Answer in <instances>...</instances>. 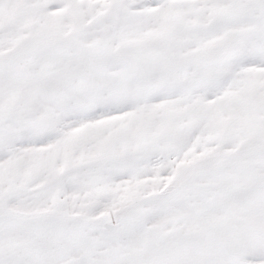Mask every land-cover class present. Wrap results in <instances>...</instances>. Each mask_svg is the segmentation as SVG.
Here are the masks:
<instances>
[{"label": "snow or ice", "instance_id": "6c2138e0", "mask_svg": "<svg viewBox=\"0 0 264 264\" xmlns=\"http://www.w3.org/2000/svg\"><path fill=\"white\" fill-rule=\"evenodd\" d=\"M0 264H264V0H0Z\"/></svg>", "mask_w": 264, "mask_h": 264}]
</instances>
